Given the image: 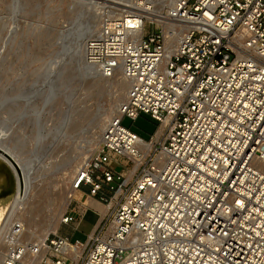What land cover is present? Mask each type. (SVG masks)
Returning <instances> with one entry per match:
<instances>
[{
  "label": "built area",
  "instance_id": "built-area-1",
  "mask_svg": "<svg viewBox=\"0 0 264 264\" xmlns=\"http://www.w3.org/2000/svg\"><path fill=\"white\" fill-rule=\"evenodd\" d=\"M87 49L130 84L73 181L107 212L85 242L11 226L2 264H264V0L107 6ZM141 114L149 139L123 125Z\"/></svg>",
  "mask_w": 264,
  "mask_h": 264
},
{
  "label": "rangeland",
  "instance_id": "rangeland-1",
  "mask_svg": "<svg viewBox=\"0 0 264 264\" xmlns=\"http://www.w3.org/2000/svg\"><path fill=\"white\" fill-rule=\"evenodd\" d=\"M105 2L102 6L123 8L129 0ZM87 3L83 0H0V64L5 61L0 66V125L10 117L11 146L17 147L25 169L32 168L30 174L36 177L44 193L37 210L18 223L33 242L34 233L46 232L56 221H59V230L50 233L85 242L100 219V212L88 206L91 197L85 192L78 190L67 200L70 177L88 151L97 148L103 132L102 118L118 109L127 95L126 86L114 74L106 77L107 81L97 76L99 73L86 64L77 48L86 37L96 35L98 26L95 25L101 23L100 15L105 8L96 10L98 5ZM92 15L95 25L87 22ZM49 95L56 96V102L46 104ZM37 111L39 119L35 116ZM65 113H75L73 117L79 120L72 123L67 138L36 142L37 129L56 131ZM123 125L149 139L158 122L141 114L135 120L124 117ZM36 153L40 155L39 161H32ZM0 170L7 181L0 186V193L10 186L16 192L11 167L1 160ZM3 192L0 197L5 195ZM68 213L73 216L85 213V217L79 225L76 221L64 224L61 216L64 219Z\"/></svg>",
  "mask_w": 264,
  "mask_h": 264
},
{
  "label": "bare ground",
  "instance_id": "bare-ground-1",
  "mask_svg": "<svg viewBox=\"0 0 264 264\" xmlns=\"http://www.w3.org/2000/svg\"><path fill=\"white\" fill-rule=\"evenodd\" d=\"M83 1L84 2L87 1L89 4H91V3L93 4L94 3V4L98 5L99 7L96 8V10H97L99 8L105 7V6H102V5H105L106 4L105 1H108V0H101V2H97L96 0L95 1L94 0H83ZM123 1H128V0H123ZM129 2L132 3V0L129 1ZM84 4H86V3H84ZM94 4H93V6H94ZM119 4H121V3H119ZM106 7H107V5H106ZM109 7H111V6H109ZM105 8H103V9H105ZM103 11H102V13H103ZM93 16L94 15H92V17L90 19L88 18L89 20H87V22H89L90 25H95V21L96 20L95 21L92 20ZM101 16L102 15H100V17ZM93 19H95V17ZM99 25H100V23H98V24L96 23L95 27H97V26L98 27H97V30H95V31H99V28H100ZM93 27L94 26H92L91 28L93 29ZM92 29H90V31ZM92 33H94V32H92ZM94 36H90L89 38L86 37L87 39L85 38L84 40H82L79 43L77 48H78L79 51H81L82 56L85 59L86 64L90 65L91 67H94V69H96L97 73H99L97 76H99L101 79H104V80L107 81L109 79H107L106 76H104V74L101 72V70L98 68V66L96 64H94V63L89 62V59H88V49H87L88 48V44L93 39ZM9 38H7L6 40H8ZM6 44L7 43L5 42V47H6ZM0 54L2 55V53H0ZM86 59H87V61H86ZM4 62L5 61L2 60L0 66L5 64ZM113 74H114V77L116 79L118 78L120 80L119 81L120 84H123V86L124 85L126 86L125 87V91H126V95L127 96H126L125 102L118 109L111 110L110 112L106 113V116H104L102 118V121L100 120L102 122L101 126L103 127V129H101V131H104V127H106L108 121H110L112 118L117 117V116L120 115V111H121L122 106L125 103L128 102L129 87H130L129 85L130 84H129L128 80L125 79L123 71H122V68H120V67L117 68V70ZM93 84L94 85H98V82H97V84H95V82ZM102 86H103V84H102ZM56 100H57L56 96L49 95V96L46 97L45 103L46 104H49V103L52 104V103L56 102ZM49 107H51V106H49ZM47 108H48V106H47ZM74 114L75 113H73V115ZM73 115H69V113L63 114L62 115V120L60 122V125L58 126L56 131H52L51 129H45L44 130L43 127H40V130L38 128L37 129V136L35 138L36 142H47V141L54 142V139H61V138L65 139V138H67L69 130L72 127L71 126L72 123L74 121L75 122L76 121L79 122V120L77 118H74ZM35 116L38 117V119H39V116H40L39 115V111H37V113H35ZM12 128H13V125L11 123L10 117L9 118H5L3 120V123L0 125V161L1 160L5 161L11 167V169L13 171V174L15 176V179H16V192H13L12 191V186H10L6 190H3L5 192V195L4 196L2 195L0 197V264H2L5 252L7 250L6 232L10 230L11 226L18 225V223L23 218L29 216V214L32 215L37 210V208L39 206V202H41L42 197L44 196V193L42 192L43 188L39 189V184H38L39 182L37 183V181H35V180H37V179H35L36 177L34 178L30 174V170H32V168L29 167L30 169H28V168H27L28 170L25 169V166H23L21 164L22 160H21L19 154L17 153V151H18V150H16L17 147H15V146L12 147L11 146L12 138H11L10 132H12ZM101 138H102V134L100 135L98 143H97V148L98 149L100 148V145L102 143ZM7 145H9L10 147L7 148ZM43 148H45V147L43 146ZM97 148H94V150L90 149L88 151L89 154H87V155L84 152L82 154L86 155V156H84L86 158L90 154H92L93 152L98 151ZM47 149L48 148H46L45 151H47ZM47 153H48V151H47ZM39 156L40 155H37V153H36L34 158L33 159L31 158L32 161H39ZM81 162H82V159L80 160V162L78 164H76V166H75V168H74V170L72 172V175L70 177V179H72V180L70 181V185H69L68 191H67V193H68L67 200L68 201H70L73 198L75 192L78 191V190L73 189V181L79 175V172H80V169H81ZM34 171H36V170H34ZM134 171H135V168L130 169L128 180L131 178V176H132ZM6 182H7L6 181V177H5L4 173L1 172V170H0V186H3V184H5ZM4 192H3V194H4ZM89 197H91V199L88 202V206L94 208L96 211H99L100 213L99 212L98 213L102 215L100 218H102L103 215H105V213L107 212V209H108L107 205L103 204L102 202H100L99 200L93 198L90 195H89ZM61 218H62L61 220H63L62 216H61ZM59 227H60L59 226V221H56V222H53L52 227L50 226V228L45 230L46 232H44L42 234L34 233L35 234V242L34 243L41 244L47 238V236L50 234L51 231H54L55 233H57L58 230H59ZM64 253L67 256H70V257L80 255V252L77 251L75 249V247H65L64 248ZM43 254H44V252L42 253V255Z\"/></svg>",
  "mask_w": 264,
  "mask_h": 264
},
{
  "label": "water",
  "instance_id": "water-1",
  "mask_svg": "<svg viewBox=\"0 0 264 264\" xmlns=\"http://www.w3.org/2000/svg\"><path fill=\"white\" fill-rule=\"evenodd\" d=\"M2 194V192L0 193V195Z\"/></svg>",
  "mask_w": 264,
  "mask_h": 264
}]
</instances>
